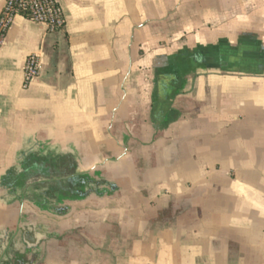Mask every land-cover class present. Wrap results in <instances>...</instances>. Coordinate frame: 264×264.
<instances>
[{
    "label": "crops",
    "instance_id": "obj_1",
    "mask_svg": "<svg viewBox=\"0 0 264 264\" xmlns=\"http://www.w3.org/2000/svg\"><path fill=\"white\" fill-rule=\"evenodd\" d=\"M58 3L0 48V264H264V0Z\"/></svg>",
    "mask_w": 264,
    "mask_h": 264
},
{
    "label": "built area",
    "instance_id": "obj_2",
    "mask_svg": "<svg viewBox=\"0 0 264 264\" xmlns=\"http://www.w3.org/2000/svg\"><path fill=\"white\" fill-rule=\"evenodd\" d=\"M17 16L45 25L49 32L60 31L64 26L58 0H5L0 13V48L4 45L7 31ZM39 71L38 56H27L23 69L24 85H29L38 76Z\"/></svg>",
    "mask_w": 264,
    "mask_h": 264
},
{
    "label": "trees",
    "instance_id": "obj_3",
    "mask_svg": "<svg viewBox=\"0 0 264 264\" xmlns=\"http://www.w3.org/2000/svg\"><path fill=\"white\" fill-rule=\"evenodd\" d=\"M180 57V56H179ZM179 57H176L180 60ZM182 59V58H181ZM186 60V59H185ZM182 61V60H181ZM180 69H183L182 66H180ZM177 71H178V68L175 66L173 67H166L165 70H164V73L165 74H176L177 75Z\"/></svg>",
    "mask_w": 264,
    "mask_h": 264
},
{
    "label": "rangeland",
    "instance_id": "obj_4",
    "mask_svg": "<svg viewBox=\"0 0 264 264\" xmlns=\"http://www.w3.org/2000/svg\"><path fill=\"white\" fill-rule=\"evenodd\" d=\"M196 52H203V51H202V50H200V51H198V50H193V51L183 50L181 55H184V54H185V55L183 56V58H184V57H186V55H188V56H189V55L193 56L194 53H196ZM217 53L219 54V51H217ZM202 54H203V53H202ZM217 57H218V56L216 55L215 59H216ZM186 58H187V57H186ZM213 59H214V57H213Z\"/></svg>",
    "mask_w": 264,
    "mask_h": 264
}]
</instances>
